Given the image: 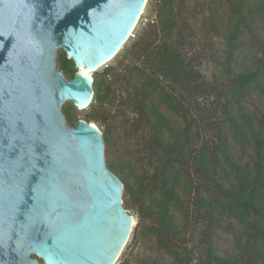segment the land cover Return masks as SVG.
<instances>
[{
    "label": "water",
    "instance_id": "1",
    "mask_svg": "<svg viewBox=\"0 0 264 264\" xmlns=\"http://www.w3.org/2000/svg\"><path fill=\"white\" fill-rule=\"evenodd\" d=\"M147 0H0V264H114L132 229L87 106ZM64 49L78 71L57 68ZM93 69V70H92ZM92 71L91 83L89 77ZM93 89V94H92Z\"/></svg>",
    "mask_w": 264,
    "mask_h": 264
},
{
    "label": "trees",
    "instance_id": "2",
    "mask_svg": "<svg viewBox=\"0 0 264 264\" xmlns=\"http://www.w3.org/2000/svg\"><path fill=\"white\" fill-rule=\"evenodd\" d=\"M218 1L223 7L227 6L222 11V19L214 8L210 17L218 20L214 24L216 33L220 31L226 43L221 80L227 83L207 80L196 65L191 66L186 61L179 45L185 44L180 32L186 23L178 26L176 18L181 13L175 9V0H149L148 6L152 2L155 8V18L143 26L144 33L137 38L136 45L141 44L140 49L131 50L138 64L129 62L125 67H135L134 71L144 72L147 77L140 85L141 98L134 111L148 118V122L153 121V151L148 152L149 145L145 149L147 155L154 158L155 168L150 176L133 171L130 178L134 181L129 182L115 164H108V167L121 178L128 195L125 204L137 210L139 222L145 226L141 231L159 236V249L182 261H190L191 255L186 249L179 252L166 243V239L185 234L191 226L193 211L197 210L202 219L200 212L207 213L205 218L211 221L208 225L202 224L200 233H204L197 242L201 264H264V111L248 112L244 106L249 95L264 91V37L255 25L264 15V0L248 6L245 5L248 0ZM177 27V37L173 39L172 33ZM247 31L260 38V42L251 63L239 68L236 51ZM261 32L264 33V28ZM154 37H161L157 45ZM58 61L59 69L72 78L78 69L64 49ZM116 69L118 65H107L93 74L95 92L90 105L95 104L87 113V121L109 127L104 102L109 99L110 86L115 84L111 80L117 75ZM160 78L166 79L173 88H163ZM151 93L157 94L158 103ZM212 95L225 107L222 121L213 120L209 112L203 113L200 108L199 99ZM232 103H236L238 114L231 109ZM162 105L180 118L185 127L173 128L172 121L161 110ZM96 107L103 109L97 111L100 114L95 113ZM65 112L70 124L71 113ZM222 124L231 131L241 149L249 143L254 147L251 160L246 162L241 158L239 161L232 155ZM206 128L216 131L214 137L205 138ZM167 132L170 138H166ZM103 138L105 145H110L109 134H103ZM185 162L190 164L185 167ZM176 214L182 217V226L177 223ZM227 218L240 223V229L235 233L233 253L220 257L213 244V235Z\"/></svg>",
    "mask_w": 264,
    "mask_h": 264
},
{
    "label": "rangeland",
    "instance_id": "3",
    "mask_svg": "<svg viewBox=\"0 0 264 264\" xmlns=\"http://www.w3.org/2000/svg\"><path fill=\"white\" fill-rule=\"evenodd\" d=\"M258 1L259 0H248L245 5H252ZM213 8L219 11L218 17L222 19V11L225 10L227 6L223 7L218 0H175V9L179 10L181 13L176 18L178 26H181L182 23H186L184 29L180 32L183 35L185 44L182 46L179 43L181 50L184 51L185 58L187 59L186 61L191 66L196 65L207 80L220 81L223 74L222 62L224 60L226 43L220 31L216 33L215 25L218 23V20L214 19L215 17H210ZM145 9L146 15L150 19H154L155 8L152 2L149 6L147 4ZM255 25L260 28L258 31L261 33L260 36L264 37V33L261 32L264 28V15L255 22ZM143 26L145 25L141 22L136 26L135 36L130 37L120 52L107 64L118 65V69L115 71L117 75L113 77L112 80L109 77V80L115 82V84L110 86L109 99L104 102L108 110L104 115L108 118L109 127L105 124L100 125V123L93 121L98 125L103 134H109L111 139L110 145H105V161L107 166L111 163L115 164L119 170H122L125 180L129 182L134 181L130 178L133 171L150 176L153 174V169L155 168L154 158L149 157L145 149V146L149 145L150 148L148 152L153 151V148H151V139L155 137L153 121L150 119L148 122V118L144 119L143 115L134 111V107L141 98L139 95L141 94L140 85L147 80V77L144 75V72L141 74L140 71H134L133 69L135 67L132 69L125 67L129 62L131 64H138V62H135L137 61V57L133 56L134 52L131 50L137 51L140 49L141 44L136 45V43L139 35L144 33L142 32L144 30ZM178 30V27L174 29L172 33L173 39L177 37ZM160 41L161 37L160 39L154 37L155 45ZM242 41L241 46L236 51V58L240 63L239 68L244 67L245 63H251L255 56V51L258 48L260 38L253 36L252 33L247 31V33L243 35ZM62 50L63 49H60L57 55L58 70V56ZM103 67L104 66L99 69L102 70ZM65 76L69 79L67 74H65ZM154 77L157 78L155 75ZM222 81H224V79L220 82ZM224 82L227 83L226 80ZM159 83H161V86L165 89L170 90L173 88L164 78H160ZM151 94L155 102L158 103L159 99L157 94ZM199 102L201 103L200 108L203 113L209 112L213 120H223V111L225 107L217 97L213 95L204 96L199 99ZM93 103L83 110L77 107L73 101H65L62 106V111L64 115L66 110L70 111L72 117L70 126H73L74 123H77L81 119L86 120L87 113H89ZM244 106L248 112H256V110L263 112L264 91L258 90L249 95L244 101ZM230 107L238 114L236 103H232ZM95 109H97V107ZM100 110L102 111L103 109H97L95 113L100 114V112H97ZM161 110L166 114V118L172 121L171 126L173 128L185 127L182 120L177 118L171 111L167 110L164 105L161 106ZM104 115L103 117H105ZM88 122H92V120ZM220 126H222V130L225 131L228 143L232 148V155L239 161H241V158L246 162L251 160L254 156V147L249 143L245 145L244 149H241L240 145L233 139L232 133L227 126L223 124ZM108 128H110V130H108ZM207 129L208 128L204 129L203 133L205 138L214 137L216 131L214 129ZM166 138H170L168 132L166 133ZM187 164H190V162H185V167ZM190 170L192 169L190 168ZM179 190L182 191V188H179ZM192 194L194 195V193ZM127 197L128 195L124 191L122 204L125 210L132 215L134 226L131 236L127 241L128 243L116 264H201L197 252V242L201 238V234L204 233H200L202 224L208 225L211 223L209 218H205L208 215L207 213L200 212L205 218L202 219L197 210H194L192 214V223L188 231L180 238L171 237L166 239V243L169 242L173 249L179 252L182 249H186V251L189 252L191 259L185 262L180 260L179 257L170 255L168 252L159 249L157 246L159 236L157 234H144L141 231L145 229V226L142 222H139L137 210L133 207L126 206L125 200ZM176 217L177 223L179 226H182V217L179 214H176ZM228 222H230V224H228ZM156 227H158L156 229H159V226ZM239 229L240 223L235 221V219L228 218L226 221L224 220L222 222L221 227L215 229L213 244L217 247V255L226 257L227 254L233 253L235 233L238 234ZM33 258L37 259L40 264H44L42 257L33 254Z\"/></svg>",
    "mask_w": 264,
    "mask_h": 264
},
{
    "label": "bare ground",
    "instance_id": "4",
    "mask_svg": "<svg viewBox=\"0 0 264 264\" xmlns=\"http://www.w3.org/2000/svg\"><path fill=\"white\" fill-rule=\"evenodd\" d=\"M147 2H148V0H147ZM146 4H147V3H146ZM145 8H146V6L144 7V10L142 11V14L145 12V10H146ZM142 14H141V16H142ZM136 26H137V25H136ZM136 26L133 28L132 32L134 31V29L136 28ZM132 32H131V34H132ZM131 34H130V35H131ZM130 35H129V36H130ZM129 36H128V37H129ZM112 59H113V58H112ZM112 59L107 60V62L111 61ZM100 67H101V66H100ZM100 67H98L97 69H99ZM92 70H93V69H92ZM91 78H92V71H91V74H90V77H89V83H91ZM92 94H93V89H92ZM86 107H87V103H86L84 106H81L80 108H81V109H85ZM89 123H90V122L87 121L86 124H89ZM91 124H92L94 127L99 128L98 125H97L95 122L92 121ZM133 226H134V219H133V217H132V229H133ZM132 229H131V233H132ZM131 233H130V236H131ZM130 236L128 237V240H129ZM128 240H127V241H128ZM127 243H128V242H126V244H127ZM126 244H125V246H126ZM125 246L123 247L122 251L120 252V255H121V253L123 252V250L125 249ZM120 255L116 258L114 264H116V262L118 261Z\"/></svg>",
    "mask_w": 264,
    "mask_h": 264
},
{
    "label": "built area",
    "instance_id": "5",
    "mask_svg": "<svg viewBox=\"0 0 264 264\" xmlns=\"http://www.w3.org/2000/svg\"><path fill=\"white\" fill-rule=\"evenodd\" d=\"M141 23H143L144 25L148 24L149 22H153V19H150L147 15H146V11L143 13L141 19H140ZM135 35V34H133Z\"/></svg>",
    "mask_w": 264,
    "mask_h": 264
},
{
    "label": "clouds",
    "instance_id": "6",
    "mask_svg": "<svg viewBox=\"0 0 264 264\" xmlns=\"http://www.w3.org/2000/svg\"><path fill=\"white\" fill-rule=\"evenodd\" d=\"M148 1H149V0H148ZM147 4H148V2H147ZM147 4H146L145 6H147ZM145 11H146V10H145ZM142 15H143V14H142ZM141 17H142V16H141ZM141 17H140V19H141ZM140 19H139V22L137 23V25L140 23V21H141ZM133 34H135V29H134V31L132 32V34L128 37V39H129L130 37L135 36V35H133ZM124 45H125V44H124ZM69 58H70V57H69ZM72 59H73V58H72ZM107 64H108V62H107L106 64H103L102 66L105 67V66H107ZM102 66H101V67H102ZM77 69H78V68H77ZM97 70H99V69H97ZM77 71H78V70H77ZM95 72H96V71H95ZM95 72H94V73H95ZM93 78H94V75H93ZM89 105H90V104H89ZM89 105H88V106H89ZM86 121H87V120H86Z\"/></svg>",
    "mask_w": 264,
    "mask_h": 264
}]
</instances>
